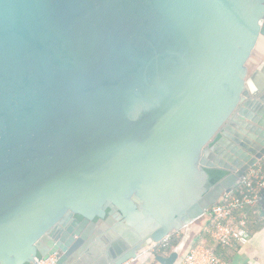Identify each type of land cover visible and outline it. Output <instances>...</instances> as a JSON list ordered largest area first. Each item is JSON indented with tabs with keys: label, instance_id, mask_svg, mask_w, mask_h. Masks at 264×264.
I'll return each mask as SVG.
<instances>
[{
	"label": "water",
	"instance_id": "water-1",
	"mask_svg": "<svg viewBox=\"0 0 264 264\" xmlns=\"http://www.w3.org/2000/svg\"><path fill=\"white\" fill-rule=\"evenodd\" d=\"M261 39L264 0H0V264H175L264 156Z\"/></svg>",
	"mask_w": 264,
	"mask_h": 264
},
{
	"label": "built area",
	"instance_id": "built-area-1",
	"mask_svg": "<svg viewBox=\"0 0 264 264\" xmlns=\"http://www.w3.org/2000/svg\"><path fill=\"white\" fill-rule=\"evenodd\" d=\"M249 210L254 214L264 211V156L243 175L236 189L224 194L193 224H197L198 233H205L216 244L225 247L234 244L243 246L248 241L243 232H247L249 228ZM174 248L180 252L175 264H229L206 241L194 243L193 240L184 249V245L170 246L168 238L163 243L147 249V252L167 253ZM58 260L57 253L46 259H38L36 264H57Z\"/></svg>",
	"mask_w": 264,
	"mask_h": 264
},
{
	"label": "crops",
	"instance_id": "crops-1",
	"mask_svg": "<svg viewBox=\"0 0 264 264\" xmlns=\"http://www.w3.org/2000/svg\"><path fill=\"white\" fill-rule=\"evenodd\" d=\"M254 57L258 62H256L255 67L257 68L264 61V39L259 41L254 52ZM246 233L248 234L247 243L241 246V249L233 254L229 264H264V215L260 214L257 219H253L251 224H249ZM197 234V224H192L189 227L182 229L181 232L179 231L176 233L175 239H177L178 244L184 245L185 249L187 248L189 238L192 237L191 235H193V238L190 241V244L193 242ZM190 244H188V246ZM144 256L145 254H143L142 257ZM134 262L135 264L138 263V261Z\"/></svg>",
	"mask_w": 264,
	"mask_h": 264
},
{
	"label": "trees",
	"instance_id": "trees-1",
	"mask_svg": "<svg viewBox=\"0 0 264 264\" xmlns=\"http://www.w3.org/2000/svg\"><path fill=\"white\" fill-rule=\"evenodd\" d=\"M208 172L210 174V181L212 184L217 183L219 180H221L227 174L226 172L221 171V170H210ZM260 214L261 213L254 214L252 212V210H249V224H251V221L253 219H255V218L257 219L260 216ZM175 237H176V235L174 234L169 238L170 246H176L178 244V241H177V239H175ZM201 241H206L228 263L230 262L233 254L241 249V246L238 244H234L230 247H225V246H222L221 244H216L214 241L210 240L208 235H206L203 232L198 233L194 238V243H198Z\"/></svg>",
	"mask_w": 264,
	"mask_h": 264
},
{
	"label": "rangeland",
	"instance_id": "rangeland-1",
	"mask_svg": "<svg viewBox=\"0 0 264 264\" xmlns=\"http://www.w3.org/2000/svg\"><path fill=\"white\" fill-rule=\"evenodd\" d=\"M256 62H257V60L255 59V57H253V59L251 60V62L249 63V67H250V69L251 70H254V68L256 67ZM258 63V62H257ZM200 222V220L197 222V223H199ZM181 232V231H180ZM192 237H190L189 238V241H188V244H190V241L192 240V238H193V235H191ZM188 244H187V247H188Z\"/></svg>",
	"mask_w": 264,
	"mask_h": 264
}]
</instances>
